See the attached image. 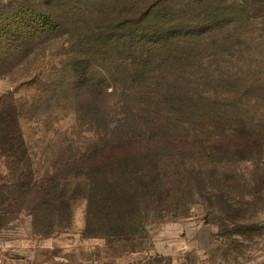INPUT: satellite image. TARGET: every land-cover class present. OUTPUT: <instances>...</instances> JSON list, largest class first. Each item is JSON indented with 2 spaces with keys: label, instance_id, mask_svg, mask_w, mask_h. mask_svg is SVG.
Instances as JSON below:
<instances>
[{
  "label": "rangeland",
  "instance_id": "1",
  "mask_svg": "<svg viewBox=\"0 0 264 264\" xmlns=\"http://www.w3.org/2000/svg\"><path fill=\"white\" fill-rule=\"evenodd\" d=\"M255 1L28 0L24 17L39 9L52 26L0 61V110L18 102L36 179L48 156L115 135L190 146L162 157L165 210L124 234L85 237L84 201L53 231L8 205L27 164L0 138V253L32 264H264V11Z\"/></svg>",
  "mask_w": 264,
  "mask_h": 264
},
{
  "label": "trees",
  "instance_id": "2",
  "mask_svg": "<svg viewBox=\"0 0 264 264\" xmlns=\"http://www.w3.org/2000/svg\"><path fill=\"white\" fill-rule=\"evenodd\" d=\"M255 2H259L256 8L264 11V0ZM25 3L28 0H0V61L20 53L22 39H32L51 29V24H45L50 16L45 17L39 9L31 10L24 17V12L29 10ZM133 15L139 16L125 17ZM10 103L11 112L0 110L2 147L6 155H25L27 165L22 182L13 178L12 186L18 194L9 199L8 205L17 211H28L33 226L37 223L42 226L41 219L51 231L54 223L68 224L73 204L84 201V236H117L124 234L134 219L165 210V205L171 202L172 188L168 171L161 167L162 157L168 158L171 150L172 155L177 154L190 143L179 139L170 141L153 133L141 140L115 135L113 140L90 142L82 151L76 148L77 155L48 156L44 174L38 180L34 156H30L31 148L20 131L19 114L15 111L18 102ZM191 144L195 149L196 143ZM49 233L52 232L46 234Z\"/></svg>",
  "mask_w": 264,
  "mask_h": 264
},
{
  "label": "crops",
  "instance_id": "3",
  "mask_svg": "<svg viewBox=\"0 0 264 264\" xmlns=\"http://www.w3.org/2000/svg\"><path fill=\"white\" fill-rule=\"evenodd\" d=\"M0 264H32V263L28 259L15 258L5 253H0Z\"/></svg>",
  "mask_w": 264,
  "mask_h": 264
}]
</instances>
